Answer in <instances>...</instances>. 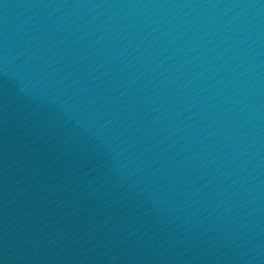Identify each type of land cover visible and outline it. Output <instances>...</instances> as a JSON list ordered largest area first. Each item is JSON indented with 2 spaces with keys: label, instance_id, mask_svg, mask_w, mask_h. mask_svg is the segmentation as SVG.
Here are the masks:
<instances>
[{
  "label": "water",
  "instance_id": "obj_1",
  "mask_svg": "<svg viewBox=\"0 0 264 264\" xmlns=\"http://www.w3.org/2000/svg\"><path fill=\"white\" fill-rule=\"evenodd\" d=\"M0 264H264V150H160L0 108Z\"/></svg>",
  "mask_w": 264,
  "mask_h": 264
}]
</instances>
